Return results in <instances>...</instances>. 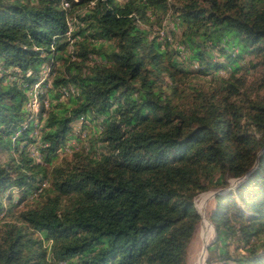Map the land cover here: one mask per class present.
<instances>
[{"label": "trees", "instance_id": "1", "mask_svg": "<svg viewBox=\"0 0 264 264\" xmlns=\"http://www.w3.org/2000/svg\"><path fill=\"white\" fill-rule=\"evenodd\" d=\"M169 12L176 41L152 35ZM0 66V264H186L210 189L206 263L264 264V0H0Z\"/></svg>", "mask_w": 264, "mask_h": 264}, {"label": "rangeland", "instance_id": "2", "mask_svg": "<svg viewBox=\"0 0 264 264\" xmlns=\"http://www.w3.org/2000/svg\"><path fill=\"white\" fill-rule=\"evenodd\" d=\"M78 12H75L73 14H71V16L69 17V22H70V26L71 29L76 28L77 24H78V19H77V14ZM176 18L175 16L169 12L168 15H166L165 19L162 21L161 25L158 24H154L153 27H151L152 29V35H156L158 34L161 38H170L171 40H178L180 37V31L181 28L180 26L177 25V23L175 22ZM174 34V36H173ZM187 52H181V58L184 56V54H186ZM57 66L59 68H64L65 64L58 62ZM196 65H193V67H195ZM5 73V71H2V67L0 66V76H3ZM30 73V72H29ZM51 68L50 66H45L42 67L41 70L39 71V75L37 77L36 82L33 84V91L32 94H30V96H32V99H37L39 100V96L40 94H42L48 87L51 86ZM34 92V93H33ZM27 112L29 113L28 115H30L29 109H27ZM32 115L28 116L31 117ZM27 121L23 122L24 126L27 125L28 119ZM92 117L91 116H87V117H83V118H79L76 119L73 123H72V127L73 130L71 132L70 138L67 140L65 147L63 150H61L59 153V157L56 159V163L60 162L61 159L63 158V156H68L73 154V153H78L81 152L83 149L86 150L88 148V145L90 143V139L93 137L94 135V128L97 124V121H93L91 120ZM43 123V121H41V124ZM42 126V125H41ZM39 130V129H38ZM41 134V132H39V135ZM17 133L13 135L12 141L14 142L15 137H16ZM37 136V135H36ZM33 137L35 138L34 134ZM25 142L23 141V143L21 144V146H24ZM36 144H29L28 146V151L30 156H32V158H34L36 161L40 162L41 159H39L38 153L35 150ZM3 160V156L0 155V162ZM241 182L240 179H234L231 180L230 182V186L228 189H234L235 186L237 184H239ZM23 188L17 187V186H13L9 189L6 190V192L4 193V197L3 200L5 201L6 196L9 194V192L12 195V205L13 202H16L18 200V198L21 196V190ZM215 190L210 189L204 192H201L199 194H197L194 199V206L197 210V212L199 213L201 219L199 221V224L196 227L195 233L191 239V241L188 244L187 247V256H186V264H207L206 263V259L208 256L207 253V246L215 239V231L214 228L210 222L209 216L211 211L214 209L215 207ZM36 193L33 190L31 193L28 194V198L27 200L29 202H32L35 200L36 197ZM28 201H24L23 204L19 205L18 208H21L23 205L26 204V202ZM17 209V208H15ZM8 213L7 211H3L0 213V222L2 221L3 216H5V214ZM205 222L207 223V226L204 227ZM231 251L233 252L232 247L230 248ZM204 258V259H203ZM211 264H222L220 262H213ZM228 264H233L232 262H228Z\"/></svg>", "mask_w": 264, "mask_h": 264}, {"label": "built area", "instance_id": "3", "mask_svg": "<svg viewBox=\"0 0 264 264\" xmlns=\"http://www.w3.org/2000/svg\"><path fill=\"white\" fill-rule=\"evenodd\" d=\"M65 5H67L66 3H65ZM33 87V86H32ZM31 87V89H30V92H29V94H32V91H33V89L34 88H32ZM65 93L67 92V91H64ZM34 93V92H33ZM32 96H30V98H29V100H28V102L26 103V108L27 109H29V112H30V115H32L31 117H29L28 119L30 120L33 116H36V114H37V112H38V110H39V100H37V99H32L31 98ZM30 115H28V116H30ZM80 119L81 118H83L82 116L81 117H79ZM36 124H38V121L36 120ZM23 126H24V124H23ZM26 126V125H25ZM40 128V125L38 126V127H36V130L34 131V136H35V139H36V143H34V144H39V129ZM37 135V136H36ZM35 150L37 151V153H38V156H39V159H40V153H39V149L37 148V145H36V147H35Z\"/></svg>", "mask_w": 264, "mask_h": 264}, {"label": "bare ground", "instance_id": "4", "mask_svg": "<svg viewBox=\"0 0 264 264\" xmlns=\"http://www.w3.org/2000/svg\"><path fill=\"white\" fill-rule=\"evenodd\" d=\"M207 226V223L205 222V224H204V227H206ZM204 259V258H203ZM201 264V263H200Z\"/></svg>", "mask_w": 264, "mask_h": 264}]
</instances>
